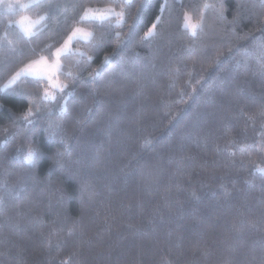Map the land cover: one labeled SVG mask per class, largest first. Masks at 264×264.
I'll list each match as a JSON object with an SVG mask.
<instances>
[{
    "label": "trees",
    "instance_id": "16d2710c",
    "mask_svg": "<svg viewBox=\"0 0 264 264\" xmlns=\"http://www.w3.org/2000/svg\"><path fill=\"white\" fill-rule=\"evenodd\" d=\"M106 5L125 19L80 20ZM202 9L193 35L184 15ZM22 13L41 18L34 35L15 25ZM77 25L93 36L61 57L67 89L3 87ZM260 43L261 0L0 7V264H264Z\"/></svg>",
    "mask_w": 264,
    "mask_h": 264
},
{
    "label": "snow or ice",
    "instance_id": "6c2138e0",
    "mask_svg": "<svg viewBox=\"0 0 264 264\" xmlns=\"http://www.w3.org/2000/svg\"><path fill=\"white\" fill-rule=\"evenodd\" d=\"M36 0H29V3H35ZM262 3H264V0H261ZM0 3H3V0H0ZM17 5L20 8H25L28 5L26 3L21 2V0H16ZM6 7L12 8V4H7ZM213 7V5L205 4L204 8ZM223 7L218 8V12L223 15ZM112 17L117 18V23L122 22L125 17L126 13L123 9L120 11H117L115 7H101V8H93V7H86L83 10L82 15L80 16V20H96V21H104L108 20ZM204 17V9L201 10V19L200 21H197L196 23L191 22V17L188 13H185L184 19L186 26H188L192 32L193 35L195 34V29L198 27V25L202 22ZM28 20L27 17L21 18L20 23L23 26V22ZM155 25H153L152 28H149L147 32L144 33V36L147 37L150 33H152ZM23 31L26 35H34L31 31V26L24 27ZM93 36V32L79 27L75 26L72 28L71 33L68 35V37L64 40L63 44L56 48L54 52L51 53V59L46 56H40L38 59L31 60L30 62L26 63L23 67H21L10 79L9 81L3 86L8 87L9 85L13 84L18 78L24 76V77H36L39 80H47L49 87L44 89L42 98L47 99H55V94L53 90H59L60 92H63L65 89L68 88L67 84L61 83L56 77L57 73L62 70L61 65V57L65 54H67L71 49L69 47L70 42H72L74 39H83V40H90V38ZM119 36V34H117ZM259 49V57L258 59L260 61H264V43H260L257 45ZM89 60L91 57L88 58ZM261 70L264 71V63L260 64ZM71 74V73H70ZM51 89V90H50ZM2 90V88H0ZM37 112H39V107L37 106ZM33 117V108L30 106L26 111L23 113L19 119L23 120L27 124L33 123L32 118ZM7 131V129H5ZM21 150V146H18L17 151ZM36 153V149L33 147L32 144L26 145V155L24 156V160L26 162H31L33 156ZM258 167V166H257Z\"/></svg>",
    "mask_w": 264,
    "mask_h": 264
},
{
    "label": "rangeland",
    "instance_id": "374dc122",
    "mask_svg": "<svg viewBox=\"0 0 264 264\" xmlns=\"http://www.w3.org/2000/svg\"><path fill=\"white\" fill-rule=\"evenodd\" d=\"M21 2H23V3H26L27 5H29L30 3H29V0H21ZM7 4H12L13 5V7L12 8H8V7H6V5ZM0 7L1 8H3L4 10H6V11H13V10H19V9H24V8H20L18 5H17V3H16V0H3V3H0ZM101 7H112V6H110V5H106V6H93V8H101ZM117 11H120V10H117ZM23 17H27L28 18V20H26V21H24L23 22V26L20 24V23H18L19 21H21V18H23ZM116 18V17H115ZM40 17H38V18H32V17H30V16H28V15H26V14H24V13H22V14H20L19 16H17V18L15 19V21H14V23H15V25L20 29V31L23 33V34H25V32L23 31V28L24 27H28L29 25L31 26V31H33L34 30V28L38 25V23H39V21H40ZM116 21H117V18H116ZM191 22L192 23H195V21H193V20H191ZM186 24V23H185ZM77 26H79V25H77ZM79 27H81V26H79ZM82 28H84V27H82ZM86 29V28H85ZM88 30V29H87ZM191 30V29H190ZM192 31V30H191ZM71 33V32H70ZM69 33V34H70ZM68 34V35H69ZM68 37V36H67ZM66 37V38H67ZM65 38V39H66ZM74 40H76V39H74ZM73 40V41H74ZM73 41L72 42H70V45H69V47H70V49H72V43H73ZM64 42V41H63ZM63 42H62V44H63ZM61 44V45H62ZM60 45V46H61ZM60 46H58V47H60ZM57 47V48H58ZM55 51V50H54ZM53 51V52H54ZM46 57H49L50 59H51V55L50 56H46ZM39 58V57H38ZM38 58H36V59H38ZM35 60V59H34ZM30 62V61H29ZM28 63V62H27ZM26 64V63H25ZM24 64V65H25ZM23 65V66H24ZM22 66V67H23ZM20 69V68H19ZM18 69V70H19ZM17 70V71H18ZM16 71V72H17ZM16 72H14L8 79H7V81L4 83V85L9 81V79L16 73ZM47 81V80H46ZM60 81V80H59ZM61 82V81H60ZM62 83V82H61ZM3 85V86H4ZM49 87V85H48V82H47V87L46 88H48ZM51 90V89H50ZM54 91V94L56 95V91H59V90H53ZM43 92H44V90H43ZM63 108V101H62V104H61V106H60V108L59 109H62Z\"/></svg>",
    "mask_w": 264,
    "mask_h": 264
}]
</instances>
